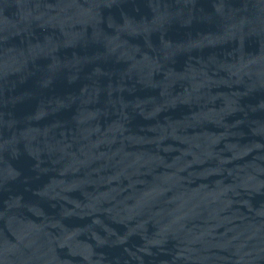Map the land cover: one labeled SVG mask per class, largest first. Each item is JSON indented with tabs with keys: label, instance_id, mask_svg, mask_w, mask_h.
Segmentation results:
<instances>
[{
	"label": "water",
	"instance_id": "water-1",
	"mask_svg": "<svg viewBox=\"0 0 264 264\" xmlns=\"http://www.w3.org/2000/svg\"><path fill=\"white\" fill-rule=\"evenodd\" d=\"M252 1L260 2V3H264V0H252Z\"/></svg>",
	"mask_w": 264,
	"mask_h": 264
}]
</instances>
